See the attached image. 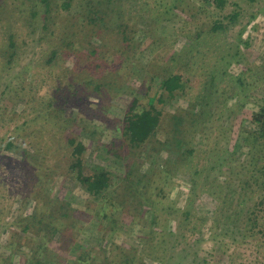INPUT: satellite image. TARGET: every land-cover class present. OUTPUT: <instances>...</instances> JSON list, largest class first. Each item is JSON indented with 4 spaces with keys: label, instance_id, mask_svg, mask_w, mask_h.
Instances as JSON below:
<instances>
[{
    "label": "rangeland",
    "instance_id": "1",
    "mask_svg": "<svg viewBox=\"0 0 264 264\" xmlns=\"http://www.w3.org/2000/svg\"><path fill=\"white\" fill-rule=\"evenodd\" d=\"M62 1L56 0L53 9L59 13H49L55 20L46 25L45 17L49 16L39 0H0V17L4 14V20L0 21V264H22L31 252L43 254L42 247L53 249L59 243L60 237L50 241L45 230L32 227L28 218L36 211L39 215L48 214L47 204L56 203L57 199L70 203L81 219L80 249H88V254L80 264H103L104 258L112 264H122L129 257L127 253L131 254L128 245L138 249L136 255H130L135 264H264V210L263 206L253 209L264 197V178L250 171L254 166L249 164L253 156L263 159L264 151L243 148L233 155L242 145L243 133L257 130L253 112L264 105V0H229L223 12L208 0H140L138 5L148 3L155 15L167 10L174 13L157 25L154 15L140 9L126 16L132 25L136 23L146 31L143 43L141 38L135 39V47L125 54L126 62H121V52H117L120 44L116 35L98 32L94 23L86 26L90 7H98L101 1L100 6L106 8L105 0H72V7L67 10L61 8ZM232 11L241 13L239 23L225 37L215 33L209 36L213 20L223 22L224 13ZM138 13L146 20L138 22ZM114 16L116 24L120 17ZM223 23L230 25L229 20L224 19ZM244 25L248 26L242 39L247 44L241 42L236 58L224 59L227 50L235 54L236 36ZM149 29L151 33H147ZM199 31L203 32L200 44L191 52L190 37L196 38ZM10 35H14V49L18 45V54L11 64L8 55L1 56ZM60 36H69L73 45L59 50L55 61L47 64V55L61 47ZM216 46L220 47L218 53L214 51ZM92 49H97V54L89 56ZM173 55L176 61L171 59ZM101 59L108 63L103 71L119 64L121 72L127 74V87L117 92L110 111L101 109L97 93L89 92V96L84 94L82 98L70 95L73 93L70 80L82 71L86 78L88 71L93 73V64L101 63ZM88 65L92 68L87 69ZM243 72L247 73L246 98L244 95L239 98L235 97L240 87L236 78ZM164 73L179 74L187 81L186 94L161 107L185 113L188 122L184 139L189 141L186 149H193V155L177 161L167 171L165 162L169 153L154 148L155 142L132 152L126 147V153H131L126 160L128 169L147 176L145 184H151L157 199L155 211L160 215L157 226L151 225L149 214L139 207V200L125 195L123 186L115 196L101 201L84 191L72 176L76 171L70 172L72 148L67 142L70 132L58 134L49 113L64 105L63 121L76 115L78 121L83 119L92 127H100L102 134L96 135L95 141L83 138L87 147L83 159L90 168L99 165L111 172L116 189L123 185L124 173L105 160L102 149L115 139L119 148L122 132L115 133V127L121 128L124 112L134 99L142 107L149 97L158 94L160 75ZM103 116L107 119H99ZM8 143L13 147L7 148ZM27 153L32 157L26 156ZM194 180L197 185L193 189ZM192 197L191 221L180 224L185 219L182 211ZM121 203L123 207L114 218L118 223L114 233L102 221L103 214L116 211ZM251 208L259 216V225L253 229L245 214ZM170 209L176 211L175 216L167 214L172 212ZM227 219L229 224H223ZM28 224L31 228L24 231ZM165 225H171L174 233L162 232L163 227L167 229ZM193 228L196 229L192 231ZM71 247L68 251L61 247L52 258L54 264H77V253L81 250L76 251L75 243Z\"/></svg>",
    "mask_w": 264,
    "mask_h": 264
},
{
    "label": "trees",
    "instance_id": "2",
    "mask_svg": "<svg viewBox=\"0 0 264 264\" xmlns=\"http://www.w3.org/2000/svg\"><path fill=\"white\" fill-rule=\"evenodd\" d=\"M140 0H105L106 8H103L100 6L101 1L99 2L98 7H90V16L86 19L87 25L93 24V27L100 33L109 35L114 34L117 37V41L120 44V47L117 48V52H121L120 58L121 62H126V58L124 57L125 54L130 53L133 48L135 47L133 45L135 39H140L143 43V40L145 38V29H142L138 27V24L133 23V25L130 23V20L126 17L128 14L135 10L140 9L139 11L143 10L148 13H150L153 16L154 24H158L161 19L168 20V16L170 14L174 13V10H167L159 12L158 14H154V12L150 9V5L145 2H141L139 5ZM209 4H213L216 9L223 12V10L226 9V6L229 4V0H208ZM254 1V0H251ZM41 5L46 8L44 11L45 14H47L49 17H45L46 25L51 22V20H55L54 16H50L49 13H52V11H55L57 14L59 13L57 10H54L53 8L56 7V0H39ZM143 4V5H142ZM156 4V3H155ZM237 7L239 6L237 3H234ZM142 5V6H141ZM141 6V7H140ZM72 7V0H63L62 1V9H69ZM57 9L59 7L57 6ZM137 12L134 15L137 16ZM37 13V12H36ZM33 17L35 16V13L32 12L31 14ZM114 15L117 17H120L119 23H114ZM1 16V13H0ZM137 20L142 21L146 20L147 17H145L143 14L138 13ZM241 16V13L239 11H232L228 14L223 15V22L225 20L230 21V25H226L219 19H215L214 24L212 25V28L210 30L209 36L215 33V35L224 34V37L227 35V33L232 30L236 24L239 23V18ZM4 18V14L2 15ZM56 17V14H55ZM172 17V16H171ZM0 17V21L3 19ZM4 20V19H3ZM83 27H85L84 22H82ZM241 25V23H240ZM248 25H244L240 31L239 36H236V41L238 43L235 47V54L231 55L230 51L227 50V53L224 54V59L231 57L232 59L236 58V55L240 51V44L241 42L247 44L246 41H243L242 35L243 32L246 30ZM8 29V28H3ZM67 33V32H66ZM65 33V34H66ZM75 34L76 32H72ZM147 33H151V29L147 30ZM203 32H198L196 34V38H191L192 43L189 45L190 49L189 51H195V48L200 44L201 36ZM54 35V33H52ZM59 35V33H58ZM67 35V34H66ZM138 36V37H137ZM14 35L8 36V46L5 49L4 53H1V56L9 58L8 63H12L13 58L15 55L18 54V45L17 50L14 49L16 43L13 40ZM102 36H100L101 38ZM60 43H61V49L52 50L51 53L48 56L46 63L51 64L58 56L59 50H67V48H71L73 45V42L68 40L67 36H60ZM78 41V39H76ZM70 41V42H69ZM89 43V42H88ZM81 45H84L83 42ZM85 46V45H84ZM194 48V49H193ZM219 46H216L214 48V51L218 53ZM199 52V51H196ZM200 53V52H199ZM89 56H94L97 54V49L89 50ZM176 54V53H175ZM204 56H206L205 53H203ZM171 58L172 60L176 61V57ZM193 58V55H191ZM191 58V59H192ZM123 59V60H122ZM101 59V63H95L93 64L94 71L91 73L88 71L85 78V72H81L79 76L72 80H70L69 85H71L72 88V94L71 96H82L85 94L89 96L90 93H97L99 97V105L102 107L103 110L106 108L108 111L112 108L111 101L115 98L117 92H119L122 88H126L127 85L125 77L126 75L121 72V65H116V68L113 69H106L104 70V66L108 64L107 62H103ZM104 63V64H103ZM86 66V65H85ZM110 67V66H109ZM91 66H87V69H91ZM102 69V73L100 71ZM68 72V71H66ZM248 72H251L250 69H248ZM137 73V72H136ZM245 75L247 73L243 72L236 78V84H239L238 86V92L235 94V97L242 98V96L245 94L246 91V83H245ZM153 76V75H152ZM161 80L158 83L157 86V95L149 97L148 102L146 105L139 107V100L136 98L134 99L133 103L127 108V110L124 112V116L121 119L122 125L121 128L115 127V133L119 134L121 133V143L119 145V148H116L117 141L111 142L109 146L103 147V152L106 154V161L109 162L110 165L116 166L117 169L120 171H123L124 175L122 176V183L123 185H120L114 189V179L115 177L112 175L111 172L107 171V169H104L103 167L96 165L92 168L89 166H86V162L83 159V154L86 151L87 147L85 143L83 142V138H87L89 140L95 141L96 135H101L102 131L100 130V127L97 125H94L92 127L90 124L86 123L81 119V121H78V116L74 115L70 117L66 122L63 121V114L65 111V106H60L55 109H51V112L49 113V117H51L53 120V127L57 130L58 134L59 132L64 135L66 131L70 132V135H68V145L72 148L71 154H70V161H72V164L70 166V172L76 171V175L74 178L77 179L81 187L84 189V191L93 197L94 200H104L109 195H114L119 192L121 187L123 186V190L125 192V195L128 194V197L132 198L133 200H139V207L141 209L145 210L144 212L146 214H149L148 220H150L151 225H159L157 221H159L160 215L156 214L155 207L157 205V199L155 195L151 191V184H145V181L147 179L146 175H137L136 171H133L132 169H128L126 160H129L128 151L126 153V147L132 151L135 149L143 148L145 144L149 143H156L157 146H154V148L158 149V151L161 152H167L169 153L168 159H166V170L171 171V168L174 167L173 165H176L177 161H184L187 158L191 157L194 153L193 149H186V147L189 145V141L184 139L185 134L187 133L186 126L188 120L186 119V116H183L185 113H182L181 111H165L164 107H161L162 105H165L169 102V100H172L176 98L179 95L186 94L185 88H187V81L182 78L179 74L175 73H164L160 75ZM155 77H152L150 79V82H154ZM213 78H211L212 80ZM152 86L153 84H149ZM150 89V88H149ZM160 92V93H159ZM151 95V94H150ZM159 95V96H158ZM96 96V97H97ZM199 97V96H198ZM228 98H231L233 96H227ZM77 101H79V99ZM244 98L245 95H244ZM198 99H205L202 97H199ZM56 100V97H53V101ZM50 106L53 105V102H50ZM95 115H98L96 111L93 112ZM189 116V114H186ZM198 115L195 113L194 117H197ZM203 116V115H202ZM103 119H107L106 117H99ZM253 122L257 124V130H251L246 131V134L243 133L241 140L242 145H240V148L233 153L239 152L243 148H248L249 151L253 149H259L260 153L264 151V105L259 108L258 112H253L252 116ZM57 120V121H56ZM204 125V123H203ZM206 130V127L202 130V133ZM77 136L74 135L77 133ZM83 136V137H82ZM164 137L165 140H164ZM91 142V141H90ZM13 147L11 143H8L7 148ZM116 148V149H115ZM155 149V150H156ZM156 151V152H158ZM125 153V154H124ZM227 153V152H226ZM26 156H31L30 153H27ZM250 165L254 166V169H250L252 172H256L258 174H262V177L264 178V164L262 165L261 161L264 163V158L261 159L260 157L253 156L250 158ZM37 161V159H34ZM169 161V162H168ZM111 162V163H110ZM225 163V161H224ZM258 165H262L260 169H258ZM259 170V171H258ZM260 172V173H259ZM69 173V172H68ZM70 174V173H69ZM73 174V173H72ZM254 177V176H253ZM196 182L195 180L192 181V188H195ZM113 188V189H112ZM162 191V190H161ZM161 194V193H160ZM159 197V195H157ZM199 197V196H198ZM110 200V198H108ZM49 201V200H48ZM194 202L193 197L190 198L189 203L185 205V210L182 211V215H184L185 219L180 220V224L185 221H191L190 214L192 212L194 207L191 205ZM50 205L47 204L49 208V213H40L39 215L36 212H34L32 215H30L28 218L31 221L32 227L35 226L37 229L40 228V230H45L46 234L49 235V240H53L55 236L56 238L60 237V245L57 247L56 244H59L57 241L55 244V247L53 249H48V247H42L44 250L43 254L37 253V252H31L30 257L27 258L22 264H54V261L52 258H55L58 255V250L61 249V247H65L66 251L68 249L71 250V246L73 243L76 244V251L81 250V252L77 253V259L76 263L80 264L78 262H84L85 257L87 256L88 249H80L82 248V245L80 244V233L82 227L79 225L81 219L77 218V213H75V209L71 207L70 203L58 200L55 202L50 201ZM224 203V200H223ZM110 206L112 205L109 203ZM260 206H263L264 210V197H261V199L256 203V208L254 206L253 209H257ZM123 207V203L121 205L116 206V211L103 214V220L108 223V227L111 229L112 232L117 233V220L114 219L115 216L118 214L119 211H121L120 208ZM37 207L36 209H38ZM252 208L250 211H247L245 214L247 216L248 223L252 224L249 226L254 227L258 226V213L256 210H253ZM172 212H168L170 216L175 214L174 209H170ZM103 211L98 213L99 215H102ZM153 214V216H152ZM119 215V214H118ZM214 215V214H213ZM175 216V215H174ZM231 218L233 216H230ZM27 218V219H28ZM229 218V219H231ZM228 220V219H227ZM205 222V220H202ZM173 220H171V223ZM228 221H224L223 224L228 225ZM221 223V222H220ZM222 225V223H221ZM167 229L165 227L162 228V232L166 234H172L174 233V230H172L171 225L167 226ZM169 227V228H168ZM29 228H31V225L28 224L24 231H27ZM196 228L191 229L194 231ZM188 231V229H186ZM56 240V239H55ZM142 241V240H141ZM146 241V240H145ZM144 241L143 244H146ZM71 244L70 246L67 244ZM142 244V245H143ZM130 248L129 252L131 251V254L136 255L137 250L131 245L127 246ZM126 248H124L125 250ZM123 250V249H121ZM127 253L128 258H126L124 261H121L122 264H135L134 258H130V255ZM184 258V257H182ZM103 264H112L108 261L107 258H104L102 261Z\"/></svg>",
    "mask_w": 264,
    "mask_h": 264
}]
</instances>
